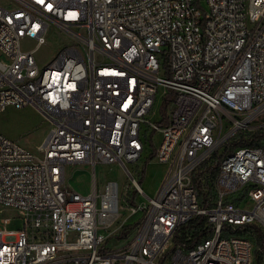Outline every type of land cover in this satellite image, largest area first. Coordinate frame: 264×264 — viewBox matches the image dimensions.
Here are the masks:
<instances>
[{
	"label": "built area",
	"instance_id": "2783aa9c",
	"mask_svg": "<svg viewBox=\"0 0 264 264\" xmlns=\"http://www.w3.org/2000/svg\"><path fill=\"white\" fill-rule=\"evenodd\" d=\"M27 106L51 129L39 154L0 133V207L24 218L0 220V264H256L264 144L223 154L264 129V0H1L0 113ZM146 151L155 196L128 167ZM114 164L128 182L99 188Z\"/></svg>",
	"mask_w": 264,
	"mask_h": 264
},
{
	"label": "rangeland",
	"instance_id": "374dc122",
	"mask_svg": "<svg viewBox=\"0 0 264 264\" xmlns=\"http://www.w3.org/2000/svg\"><path fill=\"white\" fill-rule=\"evenodd\" d=\"M1 1V0H0ZM66 38H59L56 34H51L48 44L41 47L37 52V58L41 66L47 65L55 55L63 48V40ZM25 48L34 45L32 41H24ZM159 102L156 103L155 109L158 110ZM260 124V123H258ZM251 127L250 133L253 134L257 130V124ZM51 129V123L45 120L44 116L33 106H27L22 109H15L9 107L4 112L0 113V133L5 136L18 141L32 152L39 154L38 147L44 141ZM264 131V129H262ZM261 131V130H260ZM160 137L157 135L156 140ZM232 148V146L230 147ZM229 148V149H230ZM150 153L146 151L140 160L136 163L129 164L128 167L139 178L141 169L145 170L143 178V188L148 196H155L164 180L168 167L165 164H159L155 160L150 163ZM88 166L68 165L66 169V185L69 188L75 189L80 193L87 194L92 189V172ZM98 185L101 188L108 179L118 180L121 187L128 182V176L122 170L120 165H98ZM141 178V177H140ZM142 200L147 201V196H142ZM0 213V220L3 217L10 218L6 227L10 230H20L24 225V218L12 209H3ZM127 213L124 212L121 219L125 218ZM137 217L134 218L136 220ZM133 220V221H134ZM3 224V223H2ZM256 264H264V250H256Z\"/></svg>",
	"mask_w": 264,
	"mask_h": 264
},
{
	"label": "trees",
	"instance_id": "16d2710c",
	"mask_svg": "<svg viewBox=\"0 0 264 264\" xmlns=\"http://www.w3.org/2000/svg\"><path fill=\"white\" fill-rule=\"evenodd\" d=\"M263 144H264L263 130L255 131L253 134L251 133L242 134L240 138H238L233 142V147L224 152L223 156L229 154L236 147H255ZM144 174H145V170L143 171V177ZM251 232L256 237L257 246L260 247L262 250H264V235L262 234V232H260V230L258 229L255 232L253 231Z\"/></svg>",
	"mask_w": 264,
	"mask_h": 264
},
{
	"label": "bare ground",
	"instance_id": "6f19581e",
	"mask_svg": "<svg viewBox=\"0 0 264 264\" xmlns=\"http://www.w3.org/2000/svg\"><path fill=\"white\" fill-rule=\"evenodd\" d=\"M144 201V200H143Z\"/></svg>",
	"mask_w": 264,
	"mask_h": 264
}]
</instances>
